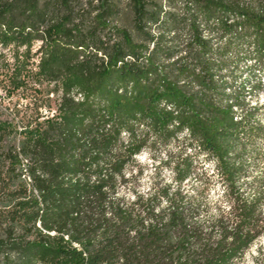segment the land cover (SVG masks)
Masks as SVG:
<instances>
[{"label": "trees", "instance_id": "obj_1", "mask_svg": "<svg viewBox=\"0 0 264 264\" xmlns=\"http://www.w3.org/2000/svg\"><path fill=\"white\" fill-rule=\"evenodd\" d=\"M243 59L254 90L236 85ZM7 66L0 264H235L264 232L263 194L239 187L262 155L246 96L263 85L264 0H0ZM183 132L217 162L229 214L202 217L189 154L175 186L137 189V155Z\"/></svg>", "mask_w": 264, "mask_h": 264}, {"label": "rangeland", "instance_id": "obj_2", "mask_svg": "<svg viewBox=\"0 0 264 264\" xmlns=\"http://www.w3.org/2000/svg\"><path fill=\"white\" fill-rule=\"evenodd\" d=\"M129 0H123L125 6ZM205 36H210V32L204 30ZM214 42H216L215 35ZM40 43L35 45V49L39 47ZM8 51V49H5ZM252 64V61L246 62L244 59L240 63V73L238 75L237 86L245 84L248 89L254 90V84L256 79L248 81L250 72L248 66ZM11 71V66H7L0 70V118L4 119L6 115L4 112H13L15 104L19 95L17 93L8 94L6 74ZM257 78L262 80V87L256 91H252L251 95H247V102L249 107L257 108L255 113V119L264 125V71L256 68ZM46 84L41 86L45 88ZM43 91V95L46 93ZM51 102L50 107H43V115H49L53 113L56 108L55 96L50 95ZM20 102L26 104L28 101L20 99ZM21 106V105H20ZM8 108V109H7ZM21 108V107H20ZM257 144L261 147V156L247 155L246 162L248 165L247 172L240 178L239 187L244 191L247 197H253L258 192H261L264 196V137L258 139ZM192 155L194 158V172L184 182V188L192 191L195 188H203L206 186L207 194L204 200V206L202 211V217L207 218L212 215L218 214L220 211L229 214L233 206V200L226 195L227 184L217 171V162L201 153L196 144L189 139L186 132L179 134V137L172 140L166 145H159L155 148H146L139 155H137V162L143 169L142 174L137 178L136 187L140 192L146 193L150 190H154L155 183L162 180L164 183L174 185V171L172 166L176 161L179 154ZM167 161H170V165H167ZM134 171V170H133ZM201 171L206 172L205 180L201 177ZM159 173V176L158 174ZM131 182L128 186L124 187L122 192L126 195H130L132 190L130 189ZM259 210L264 212V197L259 205ZM264 217V216H263ZM235 264H264V232L259 238L251 245V247L244 253V255L235 261Z\"/></svg>", "mask_w": 264, "mask_h": 264}, {"label": "bare ground", "instance_id": "obj_3", "mask_svg": "<svg viewBox=\"0 0 264 264\" xmlns=\"http://www.w3.org/2000/svg\"><path fill=\"white\" fill-rule=\"evenodd\" d=\"M79 97H80L79 95H78V96H76V98H77V99H79Z\"/></svg>", "mask_w": 264, "mask_h": 264}, {"label": "built area", "instance_id": "obj_4", "mask_svg": "<svg viewBox=\"0 0 264 264\" xmlns=\"http://www.w3.org/2000/svg\"><path fill=\"white\" fill-rule=\"evenodd\" d=\"M51 114V113H50Z\"/></svg>", "mask_w": 264, "mask_h": 264}]
</instances>
